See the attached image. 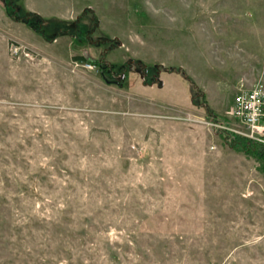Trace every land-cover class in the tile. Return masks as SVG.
I'll use <instances>...</instances> for the list:
<instances>
[{"label": "rangeland", "instance_id": "374dc122", "mask_svg": "<svg viewBox=\"0 0 264 264\" xmlns=\"http://www.w3.org/2000/svg\"><path fill=\"white\" fill-rule=\"evenodd\" d=\"M240 82L264 0H0V264H264Z\"/></svg>", "mask_w": 264, "mask_h": 264}, {"label": "built area", "instance_id": "2783aa9c", "mask_svg": "<svg viewBox=\"0 0 264 264\" xmlns=\"http://www.w3.org/2000/svg\"><path fill=\"white\" fill-rule=\"evenodd\" d=\"M227 119L235 118L236 128L215 124L220 129L240 135L264 148V86L247 87L240 82L233 95L231 107L226 111Z\"/></svg>", "mask_w": 264, "mask_h": 264}, {"label": "trees", "instance_id": "16d2710c", "mask_svg": "<svg viewBox=\"0 0 264 264\" xmlns=\"http://www.w3.org/2000/svg\"><path fill=\"white\" fill-rule=\"evenodd\" d=\"M32 14H33V16H37V14H35V13H32ZM35 25L37 27V24H35ZM42 32H43V28H42ZM43 36H44V34H43ZM74 60L80 61V62H86L89 65H94V66L98 65V62L88 60L83 56L74 57ZM104 68L105 67H102V66L100 67L101 78L106 83L113 84L111 82L112 80L107 79V76L111 75V74L107 70L104 71ZM105 73H107V76L105 75ZM107 81H110V82H107ZM115 85H120V84L117 83ZM217 130L220 134L223 135V138L225 139L226 143L231 148H233L236 151H241V152H243L249 156H252L255 160L259 161L262 164L264 163V148L262 146H260L259 144L255 143L249 139H246L240 135L231 133L227 130H223L220 128H218Z\"/></svg>", "mask_w": 264, "mask_h": 264}, {"label": "water", "instance_id": "95a60500", "mask_svg": "<svg viewBox=\"0 0 264 264\" xmlns=\"http://www.w3.org/2000/svg\"><path fill=\"white\" fill-rule=\"evenodd\" d=\"M107 82H110V81H107ZM113 84H117L118 82L117 81H111Z\"/></svg>", "mask_w": 264, "mask_h": 264}, {"label": "crops", "instance_id": "0c3cea01", "mask_svg": "<svg viewBox=\"0 0 264 264\" xmlns=\"http://www.w3.org/2000/svg\"><path fill=\"white\" fill-rule=\"evenodd\" d=\"M30 10H31V12L37 13V12L33 11L32 9H30ZM37 14H38V13H37Z\"/></svg>", "mask_w": 264, "mask_h": 264}]
</instances>
